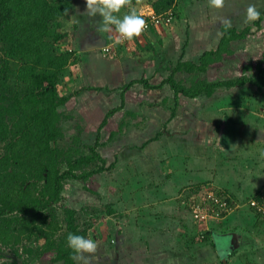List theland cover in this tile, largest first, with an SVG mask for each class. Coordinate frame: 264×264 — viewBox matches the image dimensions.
Here are the masks:
<instances>
[{
    "label": "crops",
    "instance_id": "0c3cea01",
    "mask_svg": "<svg viewBox=\"0 0 264 264\" xmlns=\"http://www.w3.org/2000/svg\"><path fill=\"white\" fill-rule=\"evenodd\" d=\"M151 1L129 0L117 15L122 17L131 10L146 15L152 13L154 11L150 5ZM176 2L177 6L181 7V16L176 15L169 24L152 26L130 41L115 44L109 55H103L100 48L96 49L94 46H104L111 34H119L114 27L109 33L100 32L95 29V26L92 27L91 25L96 23V17L89 18L83 14L86 8L85 0H77L75 3L79 7L77 10L82 7L78 12L87 17L85 28L88 35L80 43L81 46L75 44L69 36L70 42L75 46L74 56L78 59L77 62L69 64L63 72L61 84L58 85L59 92L69 96L66 104L69 102L71 105L72 100L77 106V112L88 113L89 110H94L96 116L91 118V123L97 120L101 123L109 109L121 105L122 95L124 99L122 109L110 117L117 125L122 119L126 120V115H132L130 116L132 121H126V132L117 133L116 137L114 136L116 143L120 137L123 138L124 134L135 132L133 129L136 127L153 130L157 127L156 122L164 129L166 125L170 129H173L172 127L180 129L177 133L174 132L176 137L181 138L180 140L172 138L173 140L165 142L170 148L173 146L177 148L176 142H178L181 147L178 148L179 151L186 143L194 142L190 145L189 155L184 151H177L179 154L169 153V156L164 157L161 155L164 151L161 150L155 155L143 152L146 145L148 148L152 147L154 142L151 141L159 140L160 134L164 133L162 130L155 131L151 138H144L140 142L141 145L138 143L140 146L135 144L137 141L130 145L131 140L123 143L125 139H122L120 149L124 155H127L126 149H133L130 148L131 146L143 148L142 151L138 148L140 152L135 155L137 159L134 160L141 168L148 167L147 165H150L154 159L157 163L163 164L157 176L151 177V186L155 191L164 194L162 196L177 194L182 189L195 188L211 182L220 190L229 193L236 202L239 200L244 203L245 207L230 212L214 223L210 230H203L204 233L209 232V237L202 241L199 236L203 232H196V228L186 227L184 221L176 225L172 220L161 217L160 214L145 212L144 208L151 206V202H147L145 194L142 199H139L141 191L135 187L137 193L133 199L138 204L129 198L128 202L124 201L123 207L134 209L132 212L135 213V218L146 222L140 223L142 226L146 225L144 227L146 233L126 238L130 240L124 239L123 236L119 237L117 234L116 238L109 237L113 242L108 240L110 243L106 244L104 243L106 239L101 236L89 234L90 239L97 243V252L85 254L87 260L76 258L74 264H264V217L256 214L246 204L250 198L264 190V114L256 115L253 111L245 112L244 110L237 117L228 116L225 121L216 115L224 108V105H220L219 110L197 106L195 111H191V114L185 117L184 112L189 109V107L184 108L188 97L179 95L175 101L174 93L167 84L151 89L136 83L145 79L156 86L166 77L165 69L170 64H174L179 59L196 61L204 51L217 46L222 36L221 26L226 25L222 21L228 19L231 20L233 27L243 28L248 25L243 23L244 10L252 3L262 12L264 0H225L220 9L209 7L208 0H177ZM260 21L264 23V15L261 16ZM262 23L258 24L256 21L255 25L256 29L263 34L264 24ZM88 25L89 28H87ZM256 29L252 30L254 34L251 36L254 38L257 34ZM257 40L261 44L264 43V35H260L255 41ZM219 70L221 68L217 70L218 73ZM217 71H209L208 76L210 74L213 76L212 79H216ZM250 72L254 74V71ZM232 74V70H229L228 75ZM129 83L133 84L122 89ZM250 90L253 93L256 92V88ZM254 95L263 99L261 103L264 112V88ZM172 110L176 111V114L173 117L171 115L167 117L166 112ZM120 112L122 115L117 117ZM195 112L199 115L196 116ZM136 117L140 118L139 122L135 121ZM84 121L87 122L84 123L87 131L89 121L86 116ZM168 121L172 122V126L167 124ZM176 122L178 124L174 126ZM99 126L100 124L96 128L98 129ZM97 129L92 133L87 131L89 136H93V139L87 143L95 140ZM164 134L165 137H171L168 129ZM217 139L219 147L216 144ZM157 143L160 144V142ZM147 147L146 150H148ZM211 148H214L213 153L212 151L210 153L211 158L206 157L205 151L207 149L210 151ZM124 155L122 158H119L118 154L114 155L112 161L120 160L121 166L124 167L123 159H127ZM106 160L108 161L109 158L106 157ZM198 161L204 162L202 170H199L201 167L198 165L194 167ZM205 168H208V171L204 172ZM144 170H139L138 173H143ZM100 178H106L110 185H113L116 193L119 192L118 185L121 186V181L113 177L107 178L105 175H100ZM96 190L101 191L100 188ZM156 201L155 204L160 203L164 206L161 201ZM176 217L174 215L172 218ZM226 233H237L242 236L243 239L239 242L243 249L242 247L237 250L229 249V253L222 261L212 238L214 235L222 236Z\"/></svg>",
    "mask_w": 264,
    "mask_h": 264
},
{
    "label": "trees",
    "instance_id": "16d2710c",
    "mask_svg": "<svg viewBox=\"0 0 264 264\" xmlns=\"http://www.w3.org/2000/svg\"><path fill=\"white\" fill-rule=\"evenodd\" d=\"M176 1L152 0L150 5L155 14L170 10L174 18L178 15ZM73 3L74 0H0L2 264H74V253L66 240L68 233L90 238L88 231L93 222L87 219L96 220L100 214L113 211L110 203L100 206L96 202L77 209L65 194L69 180L81 181L82 189L89 193L99 192L93 186L96 179L115 166L114 161L106 164L100 148L127 129L122 119L117 128L108 130L106 139L100 136L110 116L122 109L121 95V105L106 112L92 143L82 142L78 123L77 134L65 139L74 116L64 110L69 96L62 95L58 85L69 64L78 59L65 29ZM152 26L157 25H150L148 30ZM251 27L222 25L217 46L204 51L196 61L179 59L170 64L165 69L166 77L156 86L145 79L136 83L151 89L167 84L175 101L179 95L211 96L220 87L245 84L254 86L258 94L264 88V65L261 61L239 59L233 44L249 36ZM115 44L107 39L104 46L110 45V49L100 48L101 54L109 55ZM232 60L237 62V75L209 78V71H217L224 61ZM250 71L254 74L247 75ZM174 115L172 110L171 117ZM89 183H93L91 187ZM224 215L222 212L220 216ZM208 237L209 232L200 234L202 241ZM6 253L12 259H4Z\"/></svg>",
    "mask_w": 264,
    "mask_h": 264
},
{
    "label": "rangeland",
    "instance_id": "374dc122",
    "mask_svg": "<svg viewBox=\"0 0 264 264\" xmlns=\"http://www.w3.org/2000/svg\"><path fill=\"white\" fill-rule=\"evenodd\" d=\"M76 2H77V0H76ZM76 2L74 1V4L71 7V10H70L71 19L66 21L65 29L68 32L72 41L75 44H80L83 42L84 38L88 35L87 29L85 28L86 27L85 23L87 21V17H85L86 15H81L82 13L78 12V11H80V9L82 7L79 10H77L79 7H77V5L75 4ZM177 9H179L178 14L181 16L182 12H181L180 5ZM152 13H154V12H152ZM152 13H148L147 15L144 14V16L145 15L150 16ZM262 13H264V10L262 11ZM177 20H179V19H177ZM258 22L262 23L260 21V19ZM100 23H101V18L99 16H97L96 17V23H93L92 25L91 24L90 25L92 27L95 26V29H99ZM254 23L255 22L248 24V25L252 26L251 31H250L251 34L249 36H247L245 38V40L244 39L238 40V41H235L233 43L235 46L234 49H235V52L237 53V57L239 59L243 58V59H247V60L261 61L262 64H264V53H262L264 51V43L261 44L258 40L255 41L256 38L258 39L259 36L264 35V33L262 34L260 32V30L256 29L257 26ZM74 24L77 26L76 29L73 27ZM262 24H264V23H262ZM248 25H246V26H248ZM87 28H89V25ZM254 29H256V32H257V34L255 35L256 38H254V36H251L252 34H254V32H253ZM97 34H98V32H97ZM117 38H118L117 34H114V35L111 34L110 35L111 41H115ZM258 45H260V46L257 47ZM80 46H81V44H80ZM94 48L99 49V48H103V46L99 47L97 45V46H94ZM236 63L237 62L235 60H232V62L231 61H224V65L220 67L221 70H219V73L217 71V78H223L224 76H227L229 70H232L233 76L237 75L238 72L235 70L236 69ZM247 75H251V72H248ZM212 77L213 76L209 74V78L212 79ZM250 89L254 90L255 87L252 85L250 86V84H245L243 86H234V87H229V88L220 87L215 92H213V94L211 96H206L204 94H201V95H198L194 99L191 98V100H190V98H188L186 106L184 108L189 107V109L185 110L183 116L187 117L188 114H191V111L192 112L195 111L194 109L197 106H203L204 109L212 108V110H213V108H215V110L216 109L219 110L220 105H222V106L224 105V108L222 109V111L219 114H216V115L218 117L224 119L225 121L227 120L228 116L229 117L230 116L231 117H237L238 115L242 114L244 112V110H245V112H248V110L253 111L256 115L257 114H264L263 108H262L263 106L261 103V101L263 99H259L258 96L256 97L254 95L255 93H253V91H251ZM70 104L71 105H69V102H68L63 107L64 110H67L68 114H72L74 116L69 121L70 127L66 131L65 139H68L71 135L77 134L76 131H78V130H77V127L75 126V124L78 123L80 125V127L82 128L81 132H80L82 142L84 144H89V143H87V141H90V139L92 140L93 136H89L87 134V131H91V133L93 131H96L97 125L100 124V121H98V120L91 123V121H92L91 118H94L96 116V112L94 110L93 111L89 110L88 113H84V112L79 113L76 111L77 106H75V104H73L72 100H71ZM80 108L82 110V107H80ZM166 113H167L166 114L167 117L169 115H171V111L166 112ZM194 114L196 116L199 115V113L197 114L196 112ZM119 115L121 116L122 113L121 112L118 113L117 117ZM85 116L89 121L88 125H87V131L84 128L85 127L84 123H87L84 121ZM130 116H132V115H130ZM130 116H128V115L125 116V119H126L125 122L128 120H130V122L132 121L130 119ZM134 119H135V121L137 120L139 122L140 118L136 117ZM164 119H165V117H164ZM171 123H172L171 121L167 122L168 125L172 126ZM177 124H178V122H176L174 124V126ZM156 126L157 127L154 128L153 130L150 128H146V127L145 128L136 127L133 129L135 132L127 133V135L124 134L123 138L120 137L117 143L114 141L115 137H116V135H115V137L111 141V143L109 142L110 144H108L106 147L100 148L101 154L105 158L106 157L109 158L108 161L106 160V164H108L109 162H112L114 155L116 156L118 154V155H120L119 158L123 157L124 154H122L123 152H121L122 150L120 149V145L122 144L121 141L123 142L122 139H125V141L123 143H126V142L131 140L130 145L137 141V143H135V144L137 146H140L141 145L140 142H142L144 140V138L153 137L155 131L159 132L160 130H162L165 133L167 131V129L170 130V132H171V134H170L171 137H169L171 139H169L168 137H165V134L162 133L158 137L159 140L157 141V142H160V144L155 142L157 139H154L153 141H151V142H154L153 145H151L152 146L151 148H148L147 147L148 145H146L144 147L145 149H143L141 147H138V148L141 149V151L143 149L144 153L149 152L153 155L159 154V150H161L162 152L164 151V153L161 154L164 157L169 156L170 154H179L178 153L179 151H184L188 155L190 154V147H191L190 145H191V143H194V142L186 143V145L183 146L184 149L182 148L179 151H178V148H181V147H180L178 142H176V144L178 145L177 148H175V146H173V148H170L169 146H167L165 144V142L173 140L172 138H174V139L176 138V140H178V139L180 140L181 138L175 136L176 135L175 133L180 131V129H174V127H172L173 129H170L167 127V125L165 127L166 129H164L160 125H157V122H156ZM117 127H118V125L116 124L115 120H113V118L110 117L107 124L102 128V135H100V136L102 137L103 140L106 139L108 137V133H109L108 130H111V129H114ZM183 130H185L184 127H183ZM167 136H168V134H167ZM165 140H167V141H165ZM228 141H230V139ZM232 143H234V140H232ZM146 147L148 148V150H146ZM130 148H133V149H131V150L126 149L125 150L126 151L125 154H127V155H124V157H127V159H125V158L123 159L124 160L123 162L125 164L124 167L121 166L122 162H119L120 160L117 161L116 159H114L115 166L111 170H109L108 172L101 174V176L105 175L107 178L113 177L116 180L121 181V186L118 185L119 186V192L118 193H116L115 189L112 187L113 185H110L109 181H107L106 178H97L96 181L97 180L98 181L96 183H94V184L89 183L90 187L93 184L94 188H98V189L100 188L101 189V191H99V192L95 191V192H97L96 194L93 192L89 193L88 191L83 190L82 185H81L82 184L81 181L69 180L65 186V194L68 197V201L71 203L72 206H74L77 209L80 208V206H82L85 203H92V202H96L100 206L105 205L107 203H110V205H112V210H113L112 213H110V214L102 213V214H100V216L96 220H92L93 218L91 220L89 218L87 219L88 221L93 222V223H91L92 226L90 227L88 234H90V235L93 234L95 236H101L103 239H106V241H104L105 244L109 241L113 242L110 238H112V237L114 238V236L116 238L117 234L119 237L123 236V237H125L124 239H126V238L132 237V235H141V234L144 235V233H146V231H145L146 228H144V227H146V225H144V226L140 225V223H146V222L141 221L142 219H136L135 218V215H134L135 213L132 212L134 209H130L128 207H123V204H125L124 201L128 202L129 198L131 200H133L134 203L136 202L133 199L134 195H136V193H137L135 187H137L138 190L141 191L139 194V199H142L143 195L145 194L147 202H151V206H147L146 208H144L145 212H147V213L152 212V213L160 214L161 217H164L167 220H172V222L176 225H178V224L182 223V221H184L186 227H189L191 229L196 228L197 229V230H195L196 232H198V231L204 232L203 230H210L211 226L214 225V223H216L217 221L222 219L224 216H226L230 212L240 210V209H243V207H245L244 203L240 202L239 200L236 202L234 200V198L232 196H230L229 193H225L224 191L220 190L214 184H211V182L206 183L203 186H197L195 188H185V190L182 189L177 194H175V193L174 194H165V196H162L164 194L155 191L153 186H151V181H152L151 177H154V175L157 176V174L159 173V169H160V167H162L163 164L157 163L156 160L154 159V161H152V163H150V165H147L148 167L141 168L136 162H134V160L137 159V156H135V155L140 152L139 149L135 148L133 146H131ZM208 150L209 149H207V151H205V156L211 158L210 153H211V151L213 153L214 148L213 149L211 148L210 151H208ZM231 157H232V155H231ZM197 165H198V167H201V168H199V170H202L203 166H204V162L198 161V163L194 167H197ZM207 169L208 168H205L204 172L208 171ZM139 170H144V171H142L143 173H138ZM150 170H151L152 174H151ZM197 171H198V169H197ZM198 172H200V171H198ZM209 176H211V175H209ZM123 179H124V182H123ZM149 181H150V183H148ZM116 188H118V187H116ZM208 192H214L218 197H220L221 200H227L229 198V201L228 200L227 201L233 203L232 210L227 212L224 216H220L219 218H216L215 215L213 214V212L219 213V212H221V210L218 208V206H216L213 202H211L208 204L207 208L205 210H203V215L205 216V218H203V219L197 218L195 216L196 209L194 207V204L201 202V201H205ZM192 194H194V195L192 196ZM135 200H137V199L135 198ZM156 200L161 201V203L164 204V206H161L160 203L155 204L157 202ZM136 204H138V203L136 202ZM174 215L177 216L175 219L172 218ZM181 217H182V219H180ZM159 219L163 220L162 218H159ZM212 233H215V232H212ZM222 235H225V234H222ZM236 235H237V233H236ZM222 237H224V236H222ZM212 239L214 241V237ZM242 239H243L242 236H240V239L236 238V240H235L236 245H233L232 249H234V250L240 249L242 246L240 245L239 241H241ZM126 240H130V239H126ZM228 244H230L229 241H228ZM242 249H243V247H242ZM4 259L9 260L12 258L10 255H8L6 253ZM2 262H4V260L0 259V264H2Z\"/></svg>",
    "mask_w": 264,
    "mask_h": 264
},
{
    "label": "clouds",
    "instance_id": "9594fccd",
    "mask_svg": "<svg viewBox=\"0 0 264 264\" xmlns=\"http://www.w3.org/2000/svg\"><path fill=\"white\" fill-rule=\"evenodd\" d=\"M129 0H85V12L89 18H95L99 16L101 23L98 31L109 33L115 31L119 34L118 38L114 41L116 44L123 43L124 41L132 40L139 37L147 28L145 16L141 12L135 10L129 11L122 17L117 15L121 12V9L128 4ZM225 0H208L209 7L220 9L223 7ZM155 13V12H154ZM264 15L255 4L250 3L244 10V24H250L258 21L261 16ZM173 17L169 22H162V24H169L172 22ZM231 27V20L225 19L222 21ZM158 26V25H157ZM216 144L219 147V140H216ZM67 245L73 251V258H80L87 260L85 254H95L97 252V243L95 240L86 238L83 235L68 233ZM214 243L217 245L218 254L222 257L229 253L228 241L218 235H214Z\"/></svg>",
    "mask_w": 264,
    "mask_h": 264
},
{
    "label": "built area",
    "instance_id": "2783aa9c",
    "mask_svg": "<svg viewBox=\"0 0 264 264\" xmlns=\"http://www.w3.org/2000/svg\"><path fill=\"white\" fill-rule=\"evenodd\" d=\"M172 16L173 15L170 10L164 12L163 14L152 13L149 17L145 18L147 24L146 30H148L150 25H159L162 22H169ZM109 49H110V45L103 47V50H109ZM211 202H213L216 206H218L221 212H224L225 214L230 210H232L233 203H230L227 200H221L220 197H218L214 192H208L205 201H201L194 204V207L196 209L195 216L199 219L205 218V216L203 215V210H205L208 204ZM246 204L256 214L260 215L261 217H264V190L258 192V194L255 197L250 198L246 202ZM221 212L219 213L213 212V214L215 215L216 218H219Z\"/></svg>",
    "mask_w": 264,
    "mask_h": 264
},
{
    "label": "water",
    "instance_id": "95a60500",
    "mask_svg": "<svg viewBox=\"0 0 264 264\" xmlns=\"http://www.w3.org/2000/svg\"><path fill=\"white\" fill-rule=\"evenodd\" d=\"M222 236H224L225 237V239L226 240H228L229 242H230V244H228V246H229V249H232L233 248V245H236V238H240V235H236V233L235 234H233V233H227V234H225V235H222ZM227 256V255H226ZM226 256H224V257H222V256H220V259L222 260V261H224V258L226 257Z\"/></svg>",
    "mask_w": 264,
    "mask_h": 264
}]
</instances>
